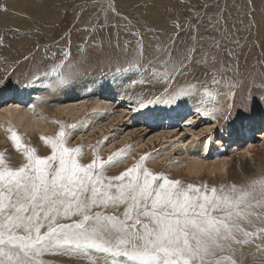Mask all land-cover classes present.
Masks as SVG:
<instances>
[{
  "label": "snow or ice",
  "instance_id": "1",
  "mask_svg": "<svg viewBox=\"0 0 264 264\" xmlns=\"http://www.w3.org/2000/svg\"><path fill=\"white\" fill-rule=\"evenodd\" d=\"M183 27L175 25L177 33ZM178 38V34L170 37L173 46ZM143 49L141 43L138 54L128 56L125 48L123 57L107 60L114 66L113 78L123 75L128 81L125 92L138 83L163 86L158 93L131 98L130 113L162 123L172 120L191 101L194 106L184 115L210 121L200 129L201 134L231 138L243 135L254 124V106L264 105V96L249 94L246 102L237 105L239 85L235 83L223 93L224 103L217 100L220 93L209 92L205 85H176L179 77L194 75L197 66L210 70L212 83L220 84L222 78L217 75L230 69L218 66L214 55L205 53L211 61L201 65L191 54L195 49L178 57L163 42L151 59ZM87 63L86 57L73 63L70 51H65L50 70L32 72L24 86L55 77L45 85L55 92L80 76ZM157 65L164 68L162 73L156 71ZM133 69L144 79L137 81ZM9 75L0 79V93L16 91ZM201 88L204 96L212 97V106L199 97ZM260 118L264 120V114ZM57 123L55 135L39 137L49 150L46 155L12 128L7 130V139L22 159L13 165L5 157L6 150L0 151V264H47L50 254L83 258L87 264H101L93 256L104 257L103 264H255L245 250L255 247L264 253V173L241 183L185 181L147 167L149 153L119 174L109 175L107 169L121 163L131 146L106 158L92 146L91 159L85 162L83 145L70 144L78 125ZM184 123L191 128L195 120ZM227 167L225 163L219 171L226 173ZM201 171L194 169L189 174L199 176Z\"/></svg>",
  "mask_w": 264,
  "mask_h": 264
},
{
  "label": "rangeland",
  "instance_id": "2",
  "mask_svg": "<svg viewBox=\"0 0 264 264\" xmlns=\"http://www.w3.org/2000/svg\"><path fill=\"white\" fill-rule=\"evenodd\" d=\"M15 5H20L17 11L13 9ZM110 5L114 6L115 11L111 10ZM29 6L30 10L32 9L31 12L26 11ZM50 7L55 8L57 13L52 15L50 12L46 15ZM35 8L38 10L36 11ZM43 9L45 12L42 11ZM37 12H40L39 15ZM12 14L14 18H17L14 19ZM24 23L32 24L25 27ZM177 24L184 26L179 33L175 28ZM188 25L194 27L189 28ZM177 34L179 38L175 40L173 46L170 37L175 38ZM163 42L173 47L174 56H183L186 52H191V49H195V52L191 54L196 60L201 61V65L205 60L211 61V57L204 55L211 53L215 56L218 66L230 69L219 73L217 79L222 78V82L214 85L210 70L197 66L194 75L179 77L175 81L176 85L186 86L188 82L205 85L209 92L220 93L217 95V100L221 103L226 102L223 93L228 92L233 83L239 85L235 89L237 105L246 102L249 94L253 97L264 96V0H0V79L10 74L9 79L16 91L18 88H28L24 85L29 75L37 69L40 72L50 70L51 66L63 58L65 51H70L73 63L84 57L88 61L83 73L72 81L75 82L96 74L98 76L112 75L114 66L107 60L117 56L123 57L125 48L128 56L138 54V45L141 43L144 45V56L151 59L157 54L156 50ZM217 44L220 45L219 48L216 47ZM156 71L162 73L164 68L157 65ZM131 74L137 81L144 79V76L136 69H133ZM54 79L55 77H49L32 87L40 95L36 101L44 102L48 109L46 120L50 122L51 130L46 136H53L58 131L60 125L57 121L64 124H77V130H73L70 144L83 145L85 162L91 159L92 146H95L100 156L105 158L119 149L131 146V150L127 152L121 163L107 169L109 175L119 174L142 154L149 153L151 157L147 160V167L157 172L164 171L173 178L180 177L185 181L206 180L217 185L227 182L241 183L264 173V158H262L264 157V136H262L264 132L261 133V138L255 137L257 131H264L263 126L258 125L243 135L231 138H221L218 134L212 135L213 143L218 144V141L222 140L220 143L225 146L226 150L223 149L225 157L240 158L241 171L238 176H234V167L231 163L227 167L228 175L225 176H220L218 173L213 176L207 170L202 171L199 176L189 175L183 169L185 165L183 161L186 160H182V151L184 152L185 145L210 137L207 133L199 132L197 137L190 134L197 131L203 124L210 123L209 120L196 118L192 114L185 116L184 113L189 112L185 108L178 110V114H174V118L169 123L139 120L136 114L128 112L130 100H127L128 104L122 101L118 103L116 100L117 103L113 105V99L116 96L111 94L107 99L112 103L111 109L107 110V115L99 117V123L108 121L112 115L121 114L123 118L120 117L121 120L119 119L118 124L112 129L104 127V133L96 130L90 134L84 132L80 135L78 128L82 117L71 120L65 116L58 117L57 113L51 111L56 109L53 101L61 89L52 92L47 90L45 85ZM127 84L128 81L125 80L121 86L118 85V88L124 90ZM130 90L136 94L158 93L163 90V86L160 83L143 85L138 83L134 90ZM3 93H12V91ZM198 95L208 101V106L213 105L212 97L204 96L203 88ZM10 98L11 100L0 102V109L5 106L10 107L11 104L18 106L24 103L19 102L15 97ZM85 107L86 115H88L91 104ZM254 108L256 116L260 118L264 114V105L257 103ZM187 117L195 120L191 128L185 126L184 121L188 119ZM40 118L41 116H38V119ZM2 129L0 133L3 132L8 136V131L4 127ZM14 130L26 143L36 147L41 155L48 154L49 150L39 137H36L34 141L32 136L27 138L22 135L19 128L16 127ZM129 131L133 133L128 139H121L112 149H108L107 146L118 141L122 134ZM3 133L0 135L2 136ZM154 133L164 134V137L160 135L158 140L151 139L153 144L148 143V138ZM7 136L6 145L8 146H0V151L6 150V159L18 166L22 157L12 148ZM105 138H107L106 142H104ZM176 140L182 146H178L179 143ZM98 141L102 143L98 144ZM180 147L182 151L179 150ZM249 148L250 156L245 152ZM155 161L157 163L153 164ZM245 251L250 253L249 259L254 258L255 264H264V253L255 247ZM93 259H99L103 264L104 257L93 256ZM46 260L47 264H87L83 258H69L54 254L48 255Z\"/></svg>",
  "mask_w": 264,
  "mask_h": 264
},
{
  "label": "bare ground",
  "instance_id": "3",
  "mask_svg": "<svg viewBox=\"0 0 264 264\" xmlns=\"http://www.w3.org/2000/svg\"><path fill=\"white\" fill-rule=\"evenodd\" d=\"M24 3H26V2H24ZM46 4H48V2ZM9 6L12 9L11 5H9ZM19 7H20V5H17V6L15 5V7H13V9H16V11H17ZM25 7L26 6H24V8ZM24 8H23V10H24ZM41 8H42V6H41ZM35 9H33V10H35ZM39 9H40V7H39ZM29 10H30V6L27 7L26 11L28 12ZM31 10L29 12H31ZM37 10L38 9H36V11ZM42 11H44V9ZM50 12L52 15L57 13L55 8L50 7V9L48 11H46L45 14L47 15ZM39 13L37 15H39ZM45 14H44V16H45ZM42 15H43V13H42ZM16 16H18V15L16 14ZM48 16H50V14ZM12 17H13V14H12ZM15 18H17V17H15ZM39 18H41V17L39 16ZM43 18L44 17H42V19ZM51 18H52V16H51ZM6 19H7V17H6ZM44 19H46V16ZM47 20H49V19H47ZM11 21H13V20H11ZM24 22H26V21H24ZM9 24L15 25L16 23H9ZM28 24L31 26L32 23H24V26L28 25ZM119 82H121V84ZM124 82H125V79H123V76L116 77L115 79L113 78V75H106V74L105 75H99V76H98V74L93 75V76H89V77L86 76V78L81 79L80 81L72 82L69 85L62 88L60 90L58 96H55V99L53 101L55 103L54 105H55L56 109L51 110V111L57 113L58 117L65 116L66 118L71 119V120H75L78 118L80 119L82 117L83 119L79 123V128H78L79 132H81L80 135L84 134V132L90 134L91 132L96 131V130H99V132H103V129H105V128L107 129V127L112 129L123 118L121 116V114H117L115 116L112 115L111 117H109L111 119H109L106 122H103V124H101L102 122L99 123L98 119L102 115H107L106 114L107 110L111 109L112 103L107 101L109 95L113 94L114 97L116 96V98L113 99V105L115 103H117L116 100H118V103L120 101H122V102L128 104L127 100H130L131 98H133L136 95V93L131 91V90L128 92H125L124 90L118 88V85L121 86ZM34 89L35 88H32V87L23 88V89L18 88L17 91L12 92V93H0V102H4L5 100L7 101V99L11 100L10 97L17 98V100L19 102H22V103L24 102L23 105H20L18 103L20 106L19 105L14 106L11 104L10 107L9 106H5L4 108L1 107L2 109H0V110H2L3 113L0 112V130L3 127L6 130H8V128H12L14 130V128L17 127V128H19L22 135H25L27 138H30L32 136L33 140L36 139V137H40L41 135H46L47 132L49 130H51L50 122L46 120V117L48 115L46 113V111L48 109L45 106L44 102H40L39 100L36 101V98L38 99L40 95L38 93H36V89L35 90ZM199 97L202 98V96H199ZM51 103H52V100H51ZM6 104H8V102ZM88 104H91V109H90L88 115H86L87 110L85 112L84 108H86L85 105H88ZM29 105H32V106H29ZM128 106H129V104H128ZM193 106H194L193 103L191 101H189L187 107H185V110L186 109L190 110ZM38 116H41V118L38 119ZM136 116L139 120L145 121V119L142 116H140L138 114H136ZM120 117H121V119H120ZM187 118L192 119L191 117H187ZM43 121H45V122H43ZM170 121L171 120H164L162 123H169ZM158 123H161V122H158ZM99 124H101V125H99ZM208 124L209 123L203 124L200 128H198L197 131L192 130L193 132H191L190 134L193 137H197L199 135L198 133L200 132V129L205 128ZM97 125H99V126H97ZM258 125H259V127H262V126L264 127V120L257 117L254 124L246 132H249L251 129H253L254 127H256ZM2 131H3V129H2ZM157 132H159V131H157ZM262 132H264V131H257L255 137L261 138ZM2 133H0V134H2ZM126 133L122 134L121 138L118 141H114L111 145L107 146L108 149H112L114 147L115 143L120 142L121 139L122 140L128 139L132 135L133 132L129 131L127 134ZM247 134H250V133H247ZM111 135H113V133ZM160 135L164 137V134L154 133L153 135H151V137L148 138V140H147L148 143H152V140H151L152 138H155L156 140H158ZM6 136L7 135L3 133V135L0 137V142L2 141V143H0V146L6 145ZM262 136H264V133L262 134ZM212 140H213L212 136H210L209 138L198 139L197 142L185 145L184 152L182 151V148L180 147L179 150H181L182 154H183L182 160L183 159L186 160V161H183L185 163V165L183 167L184 171L187 174H189L190 171L194 170V169L195 170H202V171L207 170V172L210 174L215 172V173H218L220 176H225V175H228V171L226 173H222L219 170L221 168H223L225 163H227V166L231 163V165H233V167H234V176H238V174L241 171V169H240L241 163L239 162L240 158L235 157V156L234 157H232V156L225 157L223 154V149H225L224 148L225 146L221 145V143H220V142H222V140H219L218 144H215L216 142L213 143ZM34 141H36V140H34ZM176 141H178V140H176ZM177 143H179L178 146H182V145H180L181 143L179 141ZM175 145H176V143H175ZM6 146H8V145H6ZM250 146H252V145H250ZM246 147H248V146H246ZM250 151H251V149L249 148L245 152L250 153ZM241 155H242V153H241ZM186 156L187 157L189 156V157L186 158ZM262 158H264V157H262ZM150 162H152V161H150ZM155 163H157V162L156 161L153 162V164H155ZM194 176H196V175H194Z\"/></svg>",
  "mask_w": 264,
  "mask_h": 264
}]
</instances>
